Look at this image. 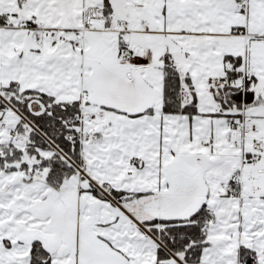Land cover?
Instances as JSON below:
<instances>
[{"label": "snow or ice", "instance_id": "1", "mask_svg": "<svg viewBox=\"0 0 264 264\" xmlns=\"http://www.w3.org/2000/svg\"><path fill=\"white\" fill-rule=\"evenodd\" d=\"M0 264H264V0H0Z\"/></svg>", "mask_w": 264, "mask_h": 264}]
</instances>
